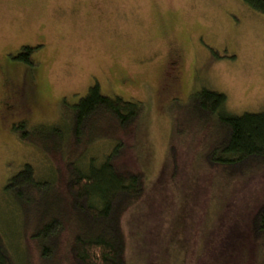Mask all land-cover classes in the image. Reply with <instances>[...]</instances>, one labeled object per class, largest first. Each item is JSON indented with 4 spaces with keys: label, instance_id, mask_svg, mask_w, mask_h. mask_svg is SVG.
<instances>
[{
    "label": "rangeland",
    "instance_id": "obj_1",
    "mask_svg": "<svg viewBox=\"0 0 264 264\" xmlns=\"http://www.w3.org/2000/svg\"><path fill=\"white\" fill-rule=\"evenodd\" d=\"M26 45L32 64L16 58ZM95 84L146 107L126 136L107 125L125 141L122 163L146 174L141 199L121 218L125 264H240V251L253 264L249 221L264 200V170L227 180L207 169L204 130L191 133L182 119L184 132L175 128L206 88L226 95L229 113L264 111V14L241 0H0V230L20 263L39 264L37 247L3 188L25 163L40 178L55 166L12 127L63 124L62 102L78 103ZM116 143L97 138L80 164L103 161ZM57 256L53 264H72L67 244Z\"/></svg>",
    "mask_w": 264,
    "mask_h": 264
},
{
    "label": "trees",
    "instance_id": "obj_2",
    "mask_svg": "<svg viewBox=\"0 0 264 264\" xmlns=\"http://www.w3.org/2000/svg\"><path fill=\"white\" fill-rule=\"evenodd\" d=\"M241 1L264 14V0ZM33 51L26 45L16 58L32 64L28 55ZM226 102L222 92L207 88L197 91L175 119V128L176 136L184 132L182 119L189 122L191 133L197 128L204 130L202 137L207 141L202 158L207 169L230 180L251 168L264 170V111L235 115L227 112ZM60 110L63 124L29 127L21 121L12 127L18 138L35 145L54 161V174L40 178L35 167L25 163L7 179L3 189L23 214L25 235L29 231L25 238L36 245L39 264H53L63 244H67L72 264H125L121 218L141 199L146 174L122 163L125 141L108 131L107 125L111 123L126 136L146 107L141 101L103 95L95 84L78 103L68 105L63 101ZM99 137L116 139L117 143L103 161L90 156L81 165L88 147ZM169 150L168 161L174 170L176 144ZM249 225L257 247L253 264H264V200L250 217ZM235 254L238 263L246 264L243 251ZM20 262L0 230V264Z\"/></svg>",
    "mask_w": 264,
    "mask_h": 264
},
{
    "label": "flooded vegetation",
    "instance_id": "obj_3",
    "mask_svg": "<svg viewBox=\"0 0 264 264\" xmlns=\"http://www.w3.org/2000/svg\"><path fill=\"white\" fill-rule=\"evenodd\" d=\"M180 67H181L180 61L179 60H174V62L172 63V66H170L169 67L170 69L168 70L170 75H168L167 78H170V80H171V81L168 80L169 83L174 84L175 81L173 82V80L175 79V77L177 75L179 76V74H180ZM11 105L13 106L14 104H11Z\"/></svg>",
    "mask_w": 264,
    "mask_h": 264
}]
</instances>
